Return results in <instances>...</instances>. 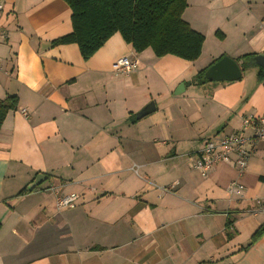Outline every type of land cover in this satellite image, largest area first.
I'll return each instance as SVG.
<instances>
[{
	"label": "crops",
	"instance_id": "1",
	"mask_svg": "<svg viewBox=\"0 0 264 264\" xmlns=\"http://www.w3.org/2000/svg\"><path fill=\"white\" fill-rule=\"evenodd\" d=\"M1 1L0 101L17 106L0 126V264H264V234L246 248L264 224V141L241 198L226 192L233 163L202 176L188 158L264 113L259 67L236 61L264 55V0H188L182 20L204 37L193 62L119 34L84 61L75 44L50 46L72 30L62 0ZM123 57L137 60L127 75L112 69ZM222 57L241 79L198 83ZM51 189L78 200L58 209Z\"/></svg>",
	"mask_w": 264,
	"mask_h": 264
},
{
	"label": "trees",
	"instance_id": "2",
	"mask_svg": "<svg viewBox=\"0 0 264 264\" xmlns=\"http://www.w3.org/2000/svg\"><path fill=\"white\" fill-rule=\"evenodd\" d=\"M71 11V32L50 43L51 47L75 44L84 61L90 59L114 34L136 53L147 49L155 57L175 56L184 61H196L201 54L204 37L182 20L188 0H62ZM219 39L223 35L216 32ZM256 55H246L236 61L242 66L254 63ZM204 72L196 75L204 82ZM264 78L259 67L258 79ZM16 97L0 101V126L9 111L16 109ZM25 191L20 192L24 194ZM232 222L226 223L229 230ZM264 234V224L251 236L250 247ZM231 234L228 232L227 237ZM242 250H245L242 249Z\"/></svg>",
	"mask_w": 264,
	"mask_h": 264
},
{
	"label": "built area",
	"instance_id": "3",
	"mask_svg": "<svg viewBox=\"0 0 264 264\" xmlns=\"http://www.w3.org/2000/svg\"><path fill=\"white\" fill-rule=\"evenodd\" d=\"M1 2L0 0V10ZM136 68L137 60L128 57L120 58L112 65L113 71L121 75H127ZM20 113L27 116L25 110H21ZM262 141H264V113L260 116H244L239 132L225 135L217 140H208L199 151L189 155V167L205 176L217 164L233 163L237 178L227 185L226 192L230 197L241 198L244 186L239 178L244 174L257 143ZM51 190L56 195L58 209L71 207L78 200L76 194L58 196L56 189ZM257 208L260 212H264V205L257 203Z\"/></svg>",
	"mask_w": 264,
	"mask_h": 264
},
{
	"label": "water",
	"instance_id": "4",
	"mask_svg": "<svg viewBox=\"0 0 264 264\" xmlns=\"http://www.w3.org/2000/svg\"><path fill=\"white\" fill-rule=\"evenodd\" d=\"M254 64L262 69L264 72V55H258L254 58ZM204 79L211 82H233L241 79V70L238 64L228 58L222 57L214 62L205 72ZM181 89L184 88V84L180 85ZM154 110V105L150 102L146 105L137 115L138 119L150 114ZM44 177L42 175L36 176L34 182L30 185L28 190L38 186Z\"/></svg>",
	"mask_w": 264,
	"mask_h": 264
},
{
	"label": "rangeland",
	"instance_id": "5",
	"mask_svg": "<svg viewBox=\"0 0 264 264\" xmlns=\"http://www.w3.org/2000/svg\"><path fill=\"white\" fill-rule=\"evenodd\" d=\"M246 73V71L244 72V74ZM188 83V82H187Z\"/></svg>",
	"mask_w": 264,
	"mask_h": 264
}]
</instances>
